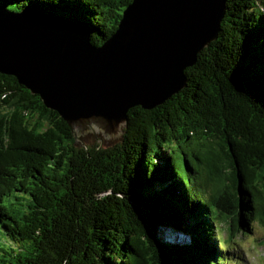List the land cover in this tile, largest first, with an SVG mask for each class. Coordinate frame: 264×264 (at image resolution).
Segmentation results:
<instances>
[{"label":"trees","instance_id":"16d2710c","mask_svg":"<svg viewBox=\"0 0 264 264\" xmlns=\"http://www.w3.org/2000/svg\"><path fill=\"white\" fill-rule=\"evenodd\" d=\"M132 0H0L99 46ZM186 85L127 112L121 139L75 145L0 74V264H238L227 238L264 225V0H225ZM241 257V256H240Z\"/></svg>","mask_w":264,"mask_h":264},{"label":"water","instance_id":"95a60500","mask_svg":"<svg viewBox=\"0 0 264 264\" xmlns=\"http://www.w3.org/2000/svg\"><path fill=\"white\" fill-rule=\"evenodd\" d=\"M225 0H132L101 45L86 31L0 9V74L67 124L75 145L119 141L127 112L162 105L216 40Z\"/></svg>","mask_w":264,"mask_h":264},{"label":"rangeland","instance_id":"374dc122","mask_svg":"<svg viewBox=\"0 0 264 264\" xmlns=\"http://www.w3.org/2000/svg\"><path fill=\"white\" fill-rule=\"evenodd\" d=\"M118 141L112 142L107 146L116 144ZM99 143V142H97ZM87 142H80L78 145H85ZM102 145L101 143H99ZM103 146V145H102ZM226 224L219 226V240L223 247L234 249V254L242 261L238 264H264V225L255 221L251 224V233L238 234L234 239L227 238ZM227 264V262H223Z\"/></svg>","mask_w":264,"mask_h":264}]
</instances>
